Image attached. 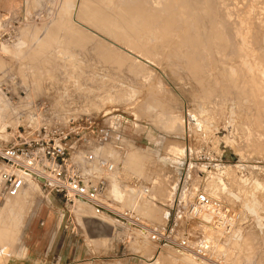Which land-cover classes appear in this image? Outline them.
Segmentation results:
<instances>
[{
	"label": "rangeland",
	"instance_id": "1",
	"mask_svg": "<svg viewBox=\"0 0 264 264\" xmlns=\"http://www.w3.org/2000/svg\"><path fill=\"white\" fill-rule=\"evenodd\" d=\"M127 1L0 0V28L26 18L0 40V87L9 92L0 99V122L14 123L16 110L23 119L36 105L49 119H87L88 144L77 150L115 168L101 173L108 183L102 201L132 211L145 235L106 224L89 207L85 214L78 204L45 198L33 182L21 210L0 202V225H20L0 238V264H191L151 241L148 229L170 231L174 241L182 230L202 247L203 226L186 209L212 186V197L240 220L231 237L207 241L204 264H264V0ZM241 14L251 27L263 26L240 29ZM251 34L259 36L251 52L234 45ZM116 193L120 201L111 198Z\"/></svg>",
	"mask_w": 264,
	"mask_h": 264
},
{
	"label": "built area",
	"instance_id": "2",
	"mask_svg": "<svg viewBox=\"0 0 264 264\" xmlns=\"http://www.w3.org/2000/svg\"><path fill=\"white\" fill-rule=\"evenodd\" d=\"M25 19L2 23L0 40L9 30L25 24ZM1 51L0 47V54ZM9 81L20 82V79L11 76ZM7 94L9 92L5 87H0V99L6 98ZM18 111L14 113V123L8 119L0 122V133H6L0 136V202L17 197L34 182L45 198L58 196L68 207L79 202L95 209L102 207L108 183L101 173L113 174L115 168L112 163L88 151L77 150V145L88 144V120L49 119L39 105L27 108L23 119L21 114L18 117ZM121 215L124 220L141 226L132 211H125ZM186 216L202 220L229 237L236 232L240 220L237 212L204 192L195 195L186 209ZM148 230L150 240L158 245L168 244L198 259L207 258L208 252L201 246L191 245L189 237L182 230L175 241L170 231Z\"/></svg>",
	"mask_w": 264,
	"mask_h": 264
},
{
	"label": "bare ground",
	"instance_id": "3",
	"mask_svg": "<svg viewBox=\"0 0 264 264\" xmlns=\"http://www.w3.org/2000/svg\"><path fill=\"white\" fill-rule=\"evenodd\" d=\"M127 1V0H126ZM132 1V0H131ZM136 1V0H135ZM150 1H152V0H150ZM167 2H168V0H166ZM170 1V0H169ZM175 1V0H174ZM184 1V0H183ZM186 1H188V0H186ZM197 1V0H196ZM205 1V0H204ZM207 1V0H206ZM121 2V1H120ZM123 2H125V1H123ZM130 2V1H129ZM134 2V1H133ZM140 2V1H139ZM143 2V1H142ZM141 2V3H142ZM155 2V1H154ZM160 2V1H159ZM189 2V1H188ZM248 2V1H247ZM118 3V2H117ZM127 3H128V1H127ZM140 3V4H141ZM151 3V2H150ZM164 2H162V4H163ZM171 3V2H170ZM173 3H177V2H173ZM178 3H179V1H178ZM197 3V2H196ZM208 3V2H207ZM250 3V2H249ZM129 4V3H128ZM131 4H133V3H131ZM139 4V3H138ZM140 4H139V6H140ZM145 4H147V3H145ZM162 4H160L161 5V8H166L165 6V4H167V3H165L163 6L164 7H162ZM185 4V3H184ZM219 4V3H218ZM137 5V4H136ZM144 5V4H143ZM150 5V4H149ZM151 5H153V4H151ZM159 5V6H160ZM168 5V4H167ZM180 5V4H179ZM187 5V4H186ZM207 5V4H206ZM249 5V4H248ZM92 6H95L94 4L92 5ZM123 6H125V4L123 5ZM127 6V5H126ZM155 6H156V4H155ZM169 6H172L171 4L169 5ZM261 6V5H260ZM130 8H131V6H129ZM136 7V6H135ZM142 7H144V6H142ZM191 7H193V6H191ZM247 7H249V6H247ZM128 8V7H127ZM148 8L149 9H151L149 6H148ZM153 8H154V6H153ZM157 8H158V4H157ZM156 8V9H157ZM160 8V12H161V9ZM172 8V7H171ZM180 9H181V6L179 7ZM183 8H184V6H183ZM187 8V7H186ZM189 8H190V5H189ZM219 7H217L216 9H218ZM90 9H92V8H90ZM137 9H139V8H137ZM145 9H147V8H145ZM167 9H168V7H167ZM174 8H172V10H173ZM194 9H195V7H194ZM210 9V8H209ZM222 9V8H221ZM227 9V8H226ZM225 9V10H226ZM253 9V8H252ZM132 10V9H131ZM134 10V9H133ZM158 10V9H157ZM166 10V9H165ZM170 10V9H169ZM198 10V9H197ZM201 10H203V9H201ZM214 10V9H213ZM224 10V9H223ZM230 10V9H229ZM149 11V10H148ZM153 11H156V10H152V12ZM164 11V9L162 10V12ZM168 11V10H167ZM184 11V10H183ZM210 11H212V10H210ZM219 11H220V8H219ZM218 11V12H219ZM132 12V11H131ZM138 12V11H137ZM140 12H143V11H141V9H140ZM158 12V11H157ZM160 12H158V14H161ZM164 12H166V11H164ZM163 12V13H164ZM170 12H171V10H170ZM181 12V11H180ZM201 12V11H200ZM204 11H202V13H203ZM209 12V11H208ZM230 12V11H229ZM133 13V12H132ZM136 13V12H135ZM147 13V12H146ZM146 13H144V14H146ZM193 13H194V11H193ZM207 13V9H206V12H205V14ZM242 13V12H241ZM245 14H247V12H244ZM143 14V13H142ZM143 14V15H144ZM151 14V13H150ZM150 14H149V16H150ZM169 14V13H168ZM170 14H172V12L170 13ZM183 14H184V12H183ZM182 13H181V15H183ZM185 14H186V12H185ZM184 14V15H185ZM204 14V16H206ZM210 14V13H209ZM208 14V15H209ZM220 14V13H219ZM142 15V16H143ZM154 15V14H153ZM162 15V14H161ZM160 15V16H161ZM196 15H197V12H196ZM199 15H201V14H199ZM156 16V15H155ZM240 16V15H239ZM157 17H159V16H157ZM162 17H164V15L162 16ZM166 17V16H165ZM186 17H188V16H186ZM186 17H185V19H186ZM249 17V16H248ZM143 18H144V16H143ZM156 18V17H155ZM167 18H168V16H167ZM167 18H165L164 19V21L167 19ZM180 18H183V16H181ZM179 18V19H180ZM221 18V19H220ZM151 19H153V18H151ZM157 19V18H156ZM184 19V20H185ZM189 19V18H188ZM188 19L186 20V21H188ZM195 19V18H194ZM193 19V20H194ZM198 19H201V17L200 18H198ZM219 19L220 20H222V17H219ZM237 19H238V17H237ZM154 20V19H153ZM159 20H160V18H159ZM159 20H157V21H159ZM238 20H240V21H238ZM237 20V22H236V25L241 29H243V27L244 26H246L247 24H249L248 22V18H247V20H246V16L244 15V14H241V16L239 17V19ZM249 20H250V18H249ZM254 20V19H253ZM156 21V20H155ZM162 21H163V19H162ZM162 21H160V22H162ZM197 20H195V22H196ZM210 21V20H209ZM251 21V20H250ZM93 22V21H92ZM166 22V21H165ZM214 22V21H213ZM252 22V21H251ZM254 22V21H253ZM154 23V22H153ZM159 23V22H158ZM171 23V22H170ZM185 23V22H184ZM183 22H182V24H184ZM205 23H206V21H205ZM219 23V22H218ZM217 23V24H218ZM235 23V22H234ZM255 23V22H254ZM260 23V22H259ZM152 24V23H151ZM160 24V23H159ZM185 24H188V23H185ZM193 24H194V22H193ZM204 24V23H203ZM256 24V23H255ZM255 24H252L253 26L255 25ZM164 25H166L167 26V23L166 24H164ZM170 25V24H169ZM236 25H234L235 27H237ZM251 24H249V26H250ZM263 26L262 24H256L254 27H255V29H256V27L258 26V29H259V26ZM160 26V25H159ZM178 26H179V24H178ZM225 26H226V24H225ZM231 26V25H230ZM252 26V27H253ZM260 26V27H261ZM168 27V29H169V26H167ZM174 27V26H173ZM189 27V26H188ZM193 27H194V25H193ZM195 27H196V29H197V27L198 26H196L195 25ZM233 27V26H232ZM235 27H234V29H235ZM251 27V26H250ZM250 27H249V29H250ZM252 27H251V29H252ZM100 28V27H99ZM199 28V27H198ZM165 29H166V27H165ZM240 29H238V30H240ZM248 29V30H249ZM163 30V29H162ZM244 30H245V27H244ZM244 30H240V31H244ZM247 30V29H246ZM254 30V29H253ZM175 31V30H174ZM226 31V30H225ZM257 31H259V30H257ZM257 31H255V33L257 32ZM149 32V31H148ZM189 32V31H188ZM205 32V31H204ZM232 32V31H231ZM238 32V31H237ZM249 32H250V30H249ZM254 32V31H253ZM191 33V32H190ZM234 33V32H233ZM236 33V32H235ZM247 33V32H246ZM258 33V32H257ZM260 33V32H259ZM129 34V33H128ZM199 34H200V31H199ZM253 34V33H252ZM251 34V36L249 37V36H244V35H241V36H244L242 39H240V37L238 38V39H240V41H238V39H237V41L236 42H238L239 44H237L235 41V46L236 45H239V47H240V45H241V48H243L242 50H246V51H248V50H250L251 48H253L252 47V45L253 44H255L254 42H256V39L259 37H255L254 35H252ZM144 35V34H143ZM149 35V34H148ZM147 35V36H148ZM233 35V34H232ZM137 36H139V35H137ZM145 36H146V34H145ZM145 36H144V38H145ZM146 36V37H147ZM149 37V36H148ZM147 37V38H148ZM233 37H234V35H233ZM236 37V36H235ZM142 38V37H141ZM150 38V37H149ZM233 40H235L234 38H232ZM152 41V40H151ZM168 41H169V39H168ZM258 41V40H257ZM262 41V40H261ZM139 42V41H138ZM140 43V42H139ZM148 43V42H147ZM147 43H146V46H147ZM188 43V42H187ZM143 44H145V43H143ZM227 44H229V43H227ZM232 44V43H231ZM261 44V43H260ZM178 46V45H177ZM260 46V45H259ZM139 47V46H138ZM140 47H142V46H140ZM143 47H145V46H143ZM180 47V46H179ZM230 47V46H229ZM237 47V46H236ZM191 48V47H190ZM235 48V47H234ZM229 49V48H228ZM192 51V50H191ZM237 51V50H236ZM241 51V50H240ZM252 51H254V50H252ZM257 51V50H256ZM234 52V51H233ZM243 52V51H242ZM250 52H251V50H250ZM244 53H246V52H244ZM226 54H228V53H226ZM240 54L242 55L243 53H241L240 52ZM206 55V54H205ZM251 55V54H250ZM240 56V55H239ZM233 57V56H232ZM242 57H243V55H242ZM241 57V58H242ZM245 57V56H244ZM248 57H249V54H248ZM228 58V57H227ZM238 59H240V57L238 58ZM257 61V60H256ZM248 62V61H247ZM239 63V62H238ZM237 63V64H238ZM249 63V62H248ZM254 62H252V63H249V64H251L250 66L252 67V64H253ZM241 64H243V63H241ZM257 64V63H256ZM238 65H240V64H238ZM242 66V65H241ZM253 66H254V64H253ZM243 67V66H242ZM245 67V66H244ZM256 67V66H255ZM258 67V66H257ZM239 68H240V66H239ZM253 68V67H252ZM193 69V68H192ZM243 70V69H242ZM262 70V69H261ZM240 72H242V71H240ZM256 72H257V70H256ZM255 72V73H256ZM258 72H259V69H258ZM246 73H248V72H246ZM245 73V74H246ZM252 73V72H251ZM254 73V72H253ZM249 75H250V73H248ZM248 74L247 75H245V76H248ZM253 75V74H252ZM256 76H255V74H254V78H255ZM254 78H252L253 80V82H257L258 80H256V79H254ZM258 78V77H257ZM254 80H256V81H254ZM251 81V79L250 80H248V85H246V87H250V85H251V83H253ZM260 81V80H259ZM263 82V81H262ZM258 83V82H257ZM235 84H236V81H235ZM233 85H234V83H233ZM260 85H261V83H260ZM260 85H257V86H260ZM243 87V86H242ZM260 87H262V86H260ZM245 88V87H244ZM241 90V89H240ZM253 90V89H252ZM248 91V93L250 92V94H251V91H250V89H248L247 90ZM255 90H253L252 92L255 94L256 92H254ZM242 92V91H241ZM252 93V94H253ZM247 95V94H246ZM254 97V96H253ZM132 151V150H131ZM130 155H132V154H130ZM133 155H135V154H133ZM139 156V155H138ZM130 157V156H129ZM134 158V160H136L135 158H137V156L135 155V156H133ZM133 161V160H132ZM129 162V161H128ZM134 162V161H133ZM137 162V161H136ZM132 163V162H131ZM223 169V168H222ZM225 170V169H224ZM218 172H223L222 170H219ZM210 175H214V174H210ZM211 176V177H212ZM226 176V175H225ZM218 177V176H217ZM214 178V177H213ZM216 179V178H215ZM221 179V178H220ZM213 180V179H212ZM214 182H215V180H214ZM33 183V182H32ZM31 184V183H30ZM29 184V185H30ZM211 184V183H210ZM214 184V183H213ZM215 185V184H214ZM210 187V186H209ZM208 187V188H209ZM220 187V186H219ZM31 188H32V186H31ZM31 188H27L26 190H24L20 195H18L17 197H15V198H11V199H8V200H6V201H11V207H12V209H14V211H16V210H21V208H22V206L24 205V204H26V203H24L25 202V199H26V197L31 193ZM213 186L211 187V188H209V194H208V192L206 193V192H204L205 194H207V196H209L210 198H214V197H212V196H217V188H215L214 189V191H213ZM233 189V188H232ZM34 191H35V189H34ZM137 192H138V194L139 195H142V196H147L148 194H149V190L147 189V188H140L139 190H137ZM34 193V192H33ZM256 194V193H255ZM33 196V195H32ZM247 196V195H246ZM36 197V196H35ZM149 197V196H148ZM223 197V196H222ZM111 198L113 199V200H117V201H120L121 200V196L119 195V193H116V197L115 196H113V195H111ZM4 204V203H3ZM78 204V207H79V209H80V211H83L85 214H88V207L92 210V211H95V213H98V215H96V216H99V215H101V216H103V217H105L106 218V221H104V220H102V219H100L99 217H98V219L99 220H101V221H103L104 223H106V224H108V223H110L109 222V220H111L112 221V223L114 222V221H116V223H118V225H120V226H126V225H129V226H131L132 227V229L134 230V231H139L140 232V234L143 236V235H145V232L143 231V230H141L137 225H134V224H132V223H130V222H128V221H126V220H124L123 218H122V212L121 211H119L118 209H115L114 208V206H111V205H109V204H107L105 201H102V207H100V208H97V209H95V208H93L92 206H90L89 204H86V203H83V202H79V203H77ZM7 205H10V204H7ZM30 205V204H29ZM5 206H6V204H5ZM28 206V205H27ZM143 206V205H142ZM24 207V206H23ZM250 207V206H249ZM6 209H7V207H6ZM10 209V208H9ZM24 212V211H23ZM254 212V211H253ZM8 213V212H7ZM94 213V214H95ZM3 214H4V212H3ZM1 215V214H0ZM7 215V214H6ZM10 215V214H9ZM16 215V214H15ZM8 216V215H7ZM14 216V215H13ZM84 216V215H83ZM88 216V215H87ZM94 216V215H93ZM96 216H94L93 218H97ZM6 217V216H5ZM12 217V216H11ZM20 217V216H19ZM85 217V216H84ZM204 217V216H203ZM7 218V217H6ZM6 218H4V219H6ZM10 218V217H9ZM8 218V219H9ZM15 218V217H14ZM87 218V217H86ZM92 218V217H91ZM102 218V217H101ZM12 219V218H11ZM8 221V220H7ZM16 221H18V220H14V219H12V220H10V221H8V222H4L3 224V226H1L0 227V238H7V237H10L11 235H10V232H12V231H14L15 229H18V227L20 226L19 224H17V222ZM19 222V221H18ZM197 223H199V224H201L202 226H203V230H204V236H203V234H202V236H203V243H201L202 244V247L206 250L208 247H207V241L209 242V244H212V243H214V242H218V241H216L215 239H216V237L215 236H217L218 237V235L220 234L219 232H217V231H215L211 226H208V225H206L204 222H202V220H198V222ZM258 223V222H257ZM111 225V224H110ZM200 232H201V230H200ZM138 233V232H137ZM139 234V233H138ZM200 237V236H199ZM202 238V237H201ZM218 239V238H217ZM199 241H201V239L199 240ZM219 241H220V239H219ZM168 246V245H167ZM201 246V245H200ZM171 247V246H170ZM169 247V248H170ZM174 248V247H173ZM175 249V248H174ZM212 249V248H211ZM175 252H177V253H181L180 255H182V258L184 259V260H187V261H189L191 264L193 263L191 260H190V258H188V257H192V256H190L191 254H189V253H184V252H182V251H179L178 249H176V250H174ZM208 251H210V250H208ZM207 251V252H208ZM212 251V250H211ZM193 258V257H192ZM182 259V260H183ZM195 259V258H194ZM197 260H198V258H197ZM208 260V259H207ZM199 262H200V264L201 263H205L204 262V260L202 259V260H198ZM208 262V261H207ZM194 263H196V262H194ZM193 263V264H194ZM198 263V262H197Z\"/></svg>",
	"mask_w": 264,
	"mask_h": 264
}]
</instances>
